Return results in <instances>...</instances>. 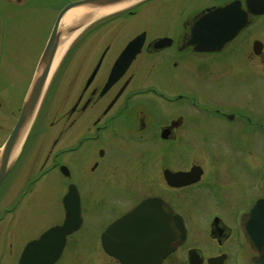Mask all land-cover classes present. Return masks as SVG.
<instances>
[{
    "label": "flooded vegetation",
    "instance_id": "flooded-vegetation-1",
    "mask_svg": "<svg viewBox=\"0 0 264 264\" xmlns=\"http://www.w3.org/2000/svg\"><path fill=\"white\" fill-rule=\"evenodd\" d=\"M2 1L3 29L19 7L42 28L48 7L59 13L76 0ZM143 16L150 21H129ZM141 37L126 65L125 50ZM100 183L130 193L100 233L113 264L123 263L105 251L103 232L150 198L185 225L160 264H252L264 256L244 230L264 200V0H141L86 22L53 71L0 187V264H20L28 243L63 224L74 185L82 223L66 237L60 261L93 216L90 203H107L91 200ZM51 201L63 219L17 248L21 210H44ZM192 210L202 211L204 225L196 227Z\"/></svg>",
    "mask_w": 264,
    "mask_h": 264
},
{
    "label": "water",
    "instance_id": "water-1",
    "mask_svg": "<svg viewBox=\"0 0 264 264\" xmlns=\"http://www.w3.org/2000/svg\"><path fill=\"white\" fill-rule=\"evenodd\" d=\"M126 1L129 0H76L60 11L41 56L35 78L24 100L20 116L8 139L0 148V187L20 153L53 71L54 60L64 32L61 29L64 16L76 7L102 8ZM85 23L86 20H83L68 26L65 29L66 34L75 33ZM142 44L141 37L134 40L125 50L123 61L127 63L126 65L135 57ZM64 205L66 217L63 224L49 229L39 239L28 243L21 254L20 264H54L59 259L66 237L78 230L82 223L74 185L69 187L64 197ZM169 229L170 233L167 232ZM244 230L247 239L258 252L262 253L264 250V200L253 207ZM184 237L185 225L181 217L171 216L164 209L160 199L150 198L110 224L102 234V245L108 254L123 264H160L162 259L174 250L171 246L169 247V242ZM263 260L264 256L261 255L255 261ZM191 261L195 264V260L191 259ZM218 261L220 260H210L211 264H217Z\"/></svg>",
    "mask_w": 264,
    "mask_h": 264
},
{
    "label": "rangeland",
    "instance_id": "rangeland-1",
    "mask_svg": "<svg viewBox=\"0 0 264 264\" xmlns=\"http://www.w3.org/2000/svg\"><path fill=\"white\" fill-rule=\"evenodd\" d=\"M2 3L3 1L0 2V8ZM17 9L15 20L10 24V27L6 20H4L6 22L4 28L2 29L0 26V91L2 92L0 94V146L7 140L14 122L17 121L18 109L36 75L42 51L59 11L56 7H48L46 24L39 28L38 24L34 23L35 19L29 8L22 10L19 7ZM129 21L140 26V21L146 24L150 19L143 16V18H132ZM80 189L83 195L88 198L89 192L83 187ZM91 190L94 192V198L92 197L91 200L98 202L106 199L107 203L101 209L97 208L94 203H90L93 216L86 217L83 227L75 233L73 242L69 245L64 256L55 264H113L109 262V258L102 251L100 233L106 227L110 217H113V213L119 212L122 207L126 206L125 204H128L127 198L130 193L129 190H126L125 193L111 185L107 187L105 183H100ZM51 202L44 205V210L40 204L21 210L23 224L21 222L22 226H16V228H21L25 232L17 233V248L21 247L19 244L24 239L39 234L45 227L48 228L63 219V214L60 212L61 206L57 201ZM193 214L196 227H199L200 223L204 225L201 220L204 218L202 211H199L195 216L196 214L192 210L191 215ZM20 250H15L14 253L17 255ZM13 260H17L16 256Z\"/></svg>",
    "mask_w": 264,
    "mask_h": 264
},
{
    "label": "bare ground",
    "instance_id": "bare-ground-1",
    "mask_svg": "<svg viewBox=\"0 0 264 264\" xmlns=\"http://www.w3.org/2000/svg\"><path fill=\"white\" fill-rule=\"evenodd\" d=\"M139 0H129L121 4L108 6V7H102V8H94L89 6H82V7H76L71 9L63 18L61 21V29L64 31L61 36V41L59 48L56 53V57L54 60L53 68L54 70L60 61L61 57L65 53L66 49L68 48L69 44L72 42V40L75 38L77 31L71 35L66 34L65 29L73 24H76L79 21L86 20L92 21L97 20L99 18H102L103 16H106L108 14H111L113 12H116L118 10H121L123 8H126L127 6H130L132 4H135ZM18 149V148H17Z\"/></svg>",
    "mask_w": 264,
    "mask_h": 264
}]
</instances>
